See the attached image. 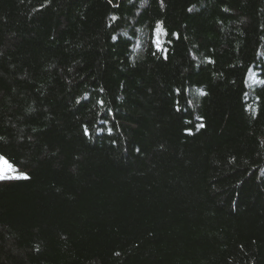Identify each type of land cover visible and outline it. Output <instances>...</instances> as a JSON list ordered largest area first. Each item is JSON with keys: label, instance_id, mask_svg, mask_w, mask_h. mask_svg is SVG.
I'll return each instance as SVG.
<instances>
[{"label": "trees", "instance_id": "obj_1", "mask_svg": "<svg viewBox=\"0 0 264 264\" xmlns=\"http://www.w3.org/2000/svg\"><path fill=\"white\" fill-rule=\"evenodd\" d=\"M0 155V264H264V0H0Z\"/></svg>", "mask_w": 264, "mask_h": 264}, {"label": "snow or ice", "instance_id": "obj_2", "mask_svg": "<svg viewBox=\"0 0 264 264\" xmlns=\"http://www.w3.org/2000/svg\"><path fill=\"white\" fill-rule=\"evenodd\" d=\"M115 19V17L113 18ZM157 33H160L162 29L158 26ZM160 40L159 37H157V45L159 46ZM203 127V125H201ZM16 173V174H12ZM26 173L19 172L14 167L13 164H11L6 157L3 155H0V180H8V179H28Z\"/></svg>", "mask_w": 264, "mask_h": 264}, {"label": "rangeland", "instance_id": "obj_3", "mask_svg": "<svg viewBox=\"0 0 264 264\" xmlns=\"http://www.w3.org/2000/svg\"><path fill=\"white\" fill-rule=\"evenodd\" d=\"M19 172H20V171H18V173H19ZM12 174L14 175V174H16V173H12Z\"/></svg>", "mask_w": 264, "mask_h": 264}]
</instances>
